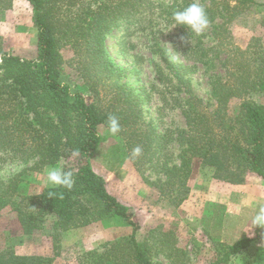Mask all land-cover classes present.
I'll use <instances>...</instances> for the list:
<instances>
[{
    "label": "trees",
    "instance_id": "1",
    "mask_svg": "<svg viewBox=\"0 0 264 264\" xmlns=\"http://www.w3.org/2000/svg\"><path fill=\"white\" fill-rule=\"evenodd\" d=\"M27 1L37 29L36 57L23 59L7 53L0 37V152L18 159L37 157V167L68 161L73 153L78 156V162L74 167H63L74 172L75 183L71 190L49 185L39 193L29 194L20 176L11 178L0 187V210L8 206L15 211L24 234L40 230L45 219L53 217L54 256L59 255L61 231L112 216L123 218L130 224L131 233L104 243L100 246L102 250L83 252L79 256V264H152L150 247L137 239L139 224L132 220L128 206L107 190L105 178L92 168L90 155L103 139L99 127L107 128L108 116L118 117L120 133L123 134L131 125L126 110L134 113L136 108L133 105L139 104L138 99L118 81L122 70L104 49L106 34L116 20L143 9H153L154 2ZM190 2L172 0L157 7L162 8L167 21L172 23V13ZM247 2L254 0H236L233 6L227 0H212L206 12L213 20L220 3L223 9L235 14L238 5ZM9 7L10 0H0V11ZM176 27L179 40L187 42L192 33L182 26ZM221 27L219 25L218 32H214L217 43L208 47L210 52L226 54L221 61L224 76H216L210 81L216 101L212 111L207 110L203 101L192 93L186 74L193 68L170 64L171 78L189 95L183 109L186 128L180 130L177 137L182 146L180 164L162 167L166 177L162 186H175L177 189L173 199L176 206L186 199L189 192L187 180L193 159L213 167V175L218 180L241 184L248 172L264 180V102L247 99L254 94L264 95V48L258 39L243 50L230 47L221 39ZM67 45L84 56L86 61L81 69L90 77L91 90H95V83L111 79L119 95L116 100L128 107L126 113L116 107L108 109L99 103L89 102L78 91L70 95L68 85L61 79L62 49ZM93 76L95 80L91 79ZM160 79L166 80L163 75ZM234 98L240 103L230 112L228 105ZM158 137L155 135L153 138ZM138 142L141 149L151 150L146 141ZM134 146L133 141L130 147ZM160 147L157 144V149ZM169 161L165 159V163ZM161 234L162 240L168 241V247H171L170 234L165 231ZM261 240L264 241V229L256 227L254 236H242L230 244L220 245L221 251L208 264H230L235 256ZM256 253L258 260L264 262V247L258 248ZM54 256L17 254L9 246L0 248V264H53Z\"/></svg>",
    "mask_w": 264,
    "mask_h": 264
},
{
    "label": "rangeland",
    "instance_id": "2",
    "mask_svg": "<svg viewBox=\"0 0 264 264\" xmlns=\"http://www.w3.org/2000/svg\"><path fill=\"white\" fill-rule=\"evenodd\" d=\"M152 1L153 9H143L116 20L104 41L106 53L122 70L118 81L139 101L138 106L133 105L134 113L130 114L128 107L118 103L119 95L111 79L95 83V90H91L90 77L81 69L86 60L69 45L62 49L61 79L68 85L70 95L78 91L87 101L105 108L116 107L124 112L127 109L131 125L125 133L113 136L105 126L99 127L103 139L91 153L90 162L92 168L105 178L107 190L128 206L132 220L139 224L137 239L150 247L152 264H208L221 251L220 245L230 244L242 236H254L256 227L251 226V216L257 205L264 204V180L252 172L246 173L241 184L218 180L213 175V167L193 159L187 180L189 192L179 206L175 205L173 199L177 189L162 186L166 179L162 167L180 164L182 146L177 137L179 131L186 128L183 109L189 95L171 78L170 64L193 68L186 74L192 93L212 111L216 101L210 81L216 76H224L221 61L226 57L224 52L208 51L209 46L217 43L214 32L222 25L221 39L230 47L243 50L258 39L264 48V6L261 4L264 0L241 3L235 14L223 9L220 3L214 19H209L207 29L199 35L190 34L185 43L179 40L178 28L168 22L162 8L157 7L172 0ZM211 1L200 0L205 9ZM227 1L230 6L236 4V0ZM32 16L27 0H10V7L0 11L4 51L23 59L36 57L37 29ZM160 75L166 80L160 79ZM91 79L95 80V77ZM247 99L261 103L264 95L254 94ZM239 103V99H232L229 111L237 109ZM155 135L159 137L153 138ZM138 140L149 143L151 150L142 149L133 159L130 156L132 149L141 148ZM133 141L136 146L131 148ZM165 159L170 161L165 163ZM37 161V157L18 159L0 152V187L20 176L29 194L39 193L49 186L45 182L48 167H74L78 156L44 167H37ZM52 223L53 217L49 216L40 230L24 234L16 212L7 206L0 210V248L9 246L17 254L52 257ZM131 230L125 219L112 216L61 231L59 255L54 256L53 264H79L83 252L102 250L101 245L122 239ZM162 231L170 234L171 247H168V241L162 240ZM261 247H264L263 240L235 256L230 264H264L256 253Z\"/></svg>",
    "mask_w": 264,
    "mask_h": 264
},
{
    "label": "clouds",
    "instance_id": "3",
    "mask_svg": "<svg viewBox=\"0 0 264 264\" xmlns=\"http://www.w3.org/2000/svg\"><path fill=\"white\" fill-rule=\"evenodd\" d=\"M171 21L176 26L184 27L187 32L199 35L209 26V18L206 9L200 0H191L187 6L175 10L172 13ZM173 27V28H174ZM107 131L115 136L121 131L118 117L109 115L107 119ZM142 149L137 146L132 149L130 156L136 158L141 154ZM76 155V153H73ZM45 182L52 187H63L71 190L74 186V172L64 170L62 167H48L45 172ZM251 226L264 229V204L257 205L254 215L251 216Z\"/></svg>",
    "mask_w": 264,
    "mask_h": 264
},
{
    "label": "crops",
    "instance_id": "4",
    "mask_svg": "<svg viewBox=\"0 0 264 264\" xmlns=\"http://www.w3.org/2000/svg\"><path fill=\"white\" fill-rule=\"evenodd\" d=\"M236 241V240H235Z\"/></svg>",
    "mask_w": 264,
    "mask_h": 264
}]
</instances>
